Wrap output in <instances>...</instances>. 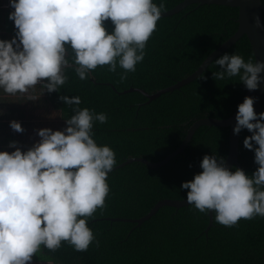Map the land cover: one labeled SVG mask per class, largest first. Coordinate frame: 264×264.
Returning a JSON list of instances; mask_svg holds the SVG:
<instances>
[{
  "label": "clouds",
  "instance_id": "9594fccd",
  "mask_svg": "<svg viewBox=\"0 0 264 264\" xmlns=\"http://www.w3.org/2000/svg\"><path fill=\"white\" fill-rule=\"evenodd\" d=\"M9 6L15 35L0 38V89L13 95L38 84L59 92L69 68L87 81L98 66L111 72L119 66L127 79L144 60L164 9L155 0H9ZM256 23L264 27L259 18ZM212 63L215 81L239 77L248 90L264 82V60L225 52ZM206 71L198 79H207ZM59 98L73 106L66 127L39 129L40 140L26 151L15 140L8 144L14 151L0 150V264H31L42 246L55 251L67 243L84 252L96 239L89 221L106 207L108 176L118 163L114 149L94 138L95 122L106 123L108 116L80 107L79 96ZM255 99L245 96L237 105L233 132L251 133L243 146L254 152L256 169L229 168L212 152L203 156L202 171L181 183L189 205L211 211L229 228L241 219L264 218V111L254 110ZM10 126L24 131L18 121Z\"/></svg>",
  "mask_w": 264,
  "mask_h": 264
},
{
  "label": "trees",
  "instance_id": "16d2710c",
  "mask_svg": "<svg viewBox=\"0 0 264 264\" xmlns=\"http://www.w3.org/2000/svg\"><path fill=\"white\" fill-rule=\"evenodd\" d=\"M182 1L155 0L158 5L163 2L162 11ZM238 17L237 7L198 3L162 16L147 42L144 60L127 79H121L124 70L119 66L116 72L109 71L107 65L98 66L87 81H81L69 68V79L59 92H47L49 102L63 120L73 114V106L59 98L64 94L81 97L80 107L106 113V123L95 122L94 138L114 149L117 165L135 156L160 161L181 144L197 119L231 116L247 88L239 77L215 81L212 72L217 66L211 63L205 73L207 79L196 78L151 101L141 91H124L138 87L154 93L190 75L236 32ZM105 24L110 31L111 21ZM227 52L255 61L247 35ZM248 135L247 129L241 131L239 160L251 174L257 165L254 152L243 146ZM229 147V127L202 125L185 150L165 165L153 168L133 161L114 169L108 176L106 207L97 209L89 221L96 239L87 251L78 252L64 243L55 251L42 246L40 257L56 264H264V218L241 219L231 228L214 221L206 232L209 214L191 205H165L141 225L114 220L140 218L165 198H187L188 189L181 188V183L202 171L203 156L216 152L226 159Z\"/></svg>",
  "mask_w": 264,
  "mask_h": 264
},
{
  "label": "water",
  "instance_id": "95a60500",
  "mask_svg": "<svg viewBox=\"0 0 264 264\" xmlns=\"http://www.w3.org/2000/svg\"><path fill=\"white\" fill-rule=\"evenodd\" d=\"M194 3L219 4V5H228V6L237 7L239 9L238 29L231 37H229L220 46H218L215 50H213L193 73L177 81L176 83L168 87L162 88L154 93H148L144 89H141L138 87H131L125 90L124 92H130V91H135V90L141 91L149 98V101H151L159 97L161 94H164L169 91H173L175 89H179L182 86L198 78L200 73L204 72L209 67V65L213 62L214 59H216L222 53L227 52L230 49V47L233 46L244 35H247V37L249 38L251 42L252 49L255 55V60L256 59L264 60V27H258L256 23L257 18H259L261 22H264V18H263L264 2L263 0H183L182 2L177 4L172 9L162 11V16H169V15L175 14L183 10L188 5L194 4ZM261 75H264V73H261ZM114 88L116 89L115 86ZM263 93H264V82H262L260 86L258 87V89L256 90L247 89L244 95V97L252 96L256 98L254 101V110L257 113L261 112V101H262ZM243 99L241 100V102H243ZM237 111H238V108L235 110V112L231 116L226 117V118L206 116V117L197 119L188 128L186 136L184 137L181 144L174 151L169 153L164 159L160 161L154 162L143 156L129 157L124 162L116 165L114 169L122 167L133 161H141L153 168L163 166L166 163H168L172 158H174L177 154L185 150V148L189 145L190 141L192 140L197 129L202 125H209V126L215 125V126H222V127L230 128V147H229L227 157L225 159L226 166L229 168H232L233 166H235V167L244 169L239 160L241 132L239 134H234L233 132V128L236 124L235 117H236ZM165 205H170V206L179 208L183 206H188L189 203L187 201V198H184V199L165 198V199L159 200L147 214H145L144 216L140 218H120L119 217V218H114V220L131 221V222H136L138 225H141L146 220L150 219L153 215H155L158 212V210L162 206H165ZM212 215L213 213L210 211L209 212V224H208V227L206 228V232H208L210 227L213 225L214 219L212 218Z\"/></svg>",
  "mask_w": 264,
  "mask_h": 264
},
{
  "label": "crops",
  "instance_id": "0c3cea01",
  "mask_svg": "<svg viewBox=\"0 0 264 264\" xmlns=\"http://www.w3.org/2000/svg\"><path fill=\"white\" fill-rule=\"evenodd\" d=\"M9 0H0V38L11 39L15 35L14 21L8 18L10 11ZM52 108L47 91L38 84L27 93L8 94L0 89V150L14 151L8 148L10 141H18L17 147L26 151L34 143L33 131L35 126L44 127L48 123L47 115ZM34 115H36L34 117ZM21 123L24 131L17 132L10 126V121ZM40 140V139H39ZM42 249L35 254L32 262L53 264L43 260Z\"/></svg>",
  "mask_w": 264,
  "mask_h": 264
},
{
  "label": "rangeland",
  "instance_id": "374dc122",
  "mask_svg": "<svg viewBox=\"0 0 264 264\" xmlns=\"http://www.w3.org/2000/svg\"><path fill=\"white\" fill-rule=\"evenodd\" d=\"M36 115H34L35 117ZM47 119H48V123H46V125L43 127V128H51L53 130H60V129H63L64 127H66V122L61 118V114H60V111H55V113L53 112V110L51 109L47 115ZM42 127H37L35 126V129H34V133H33V136H34V141L33 143L39 141L40 137L39 135L37 134V131L39 129H41ZM31 264H42V263H39V262H31ZM47 264V263H45ZM51 264V263H50ZM53 264H56L53 262Z\"/></svg>",
  "mask_w": 264,
  "mask_h": 264
}]
</instances>
